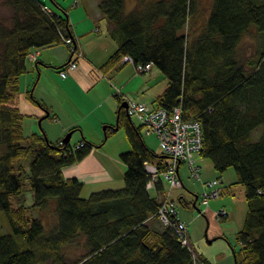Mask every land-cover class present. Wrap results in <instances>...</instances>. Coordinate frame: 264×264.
<instances>
[{
	"label": "trees",
	"instance_id": "1",
	"mask_svg": "<svg viewBox=\"0 0 264 264\" xmlns=\"http://www.w3.org/2000/svg\"><path fill=\"white\" fill-rule=\"evenodd\" d=\"M134 1L130 10L127 0L98 3L108 22V36L117 45L100 71L120 69L125 56L136 65L152 63L161 71L167 86L154 104L170 111L182 107L184 117L197 120L203 134L198 156L211 160L219 177L233 168L236 183L245 189L247 211L236 234L235 264H264V40L259 54L246 60L238 55L240 43L251 31L264 36V0H212L205 17L200 0ZM2 4L11 12L9 20L0 15V212L9 224V232L0 234V264H213L196 249L195 256L182 244L176 228L161 220L159 211L167 195L159 199L150 190L163 193L164 180L159 178L149 188L146 163L156 164L162 172L169 160L146 144L141 123L137 126L122 106L126 102L122 95H115L117 127L105 131L108 138L123 123L131 145L120 155L126 165L121 188L83 197L84 183L63 175L64 167L83 160L104 142L96 145L84 137L64 145L63 139L49 141L44 132L25 133L26 114L11 102L20 92L27 63H33L29 54L65 44V38H72L78 48L77 39L68 11L57 0ZM260 126L259 139L252 140ZM183 165L187 164L179 166L182 182ZM28 187L35 195L32 207L42 208L38 212L51 199L57 201L53 225L46 227L24 204L14 206L12 197L23 200ZM170 195L176 209L170 221L183 222ZM197 196L203 205L202 195ZM155 219L164 228L151 226ZM78 244L84 252L69 259L67 247ZM191 245L195 248L192 241Z\"/></svg>",
	"mask_w": 264,
	"mask_h": 264
},
{
	"label": "rangeland",
	"instance_id": "2",
	"mask_svg": "<svg viewBox=\"0 0 264 264\" xmlns=\"http://www.w3.org/2000/svg\"><path fill=\"white\" fill-rule=\"evenodd\" d=\"M2 1L0 0V4ZM57 1L69 12L75 33L78 35V39H80L79 47L81 49L84 48L83 51L86 53L91 64L88 60H79V69L77 71H70L68 79H63L56 67L68 61L62 67L66 68L73 61L72 53H70L68 47L65 44H57L34 50L38 52V55L44 51L45 53H53V56H50L53 58V65H50V67L38 65V57L36 61H32L33 63H37L38 68L35 67V64L27 63L28 72L21 77L20 92L16 99L11 102V105L19 108V110L26 114L24 118L26 134L44 132L49 141L55 143L59 141L58 135L60 134L61 122L80 120L85 126V133L94 142H99L97 144L100 145L104 142L100 146L101 152L97 154L104 159L103 162L107 168L108 177L104 173L102 178H99L100 180L96 179V181L94 180L91 183L84 181L85 186L82 196L88 197L94 191L124 186L126 165L121 160L120 155L131 149L124 124L121 123L117 130L115 129V131L109 134L108 138L105 137L106 128L110 127L112 129V127H117L118 123L117 110L119 103L115 97L117 92L111 85V82L116 84L118 88H125L123 89L125 94H127L126 92L135 93L129 97L132 99L129 101L134 100L154 104L153 101L156 96L166 88L167 79L155 66L149 73L144 71L138 73L136 67H134L135 64L128 63H124L126 66L118 70L114 69L115 71L113 70L110 73H102L100 70L104 64L105 59L103 60V58L107 46L105 41L108 42L110 38H104L107 32V20L101 19L100 21H95L92 17V12L97 13L98 11V4L96 3L98 0ZM134 2V0H127V10L133 8ZM200 2L203 12L202 17H205L212 0H200ZM10 12L7 6L0 5V15L6 16L7 20H9ZM202 21L203 19L200 17L198 25ZM96 27H99L101 31L97 32ZM263 40L264 36L262 34L254 30L251 31L239 45L238 55L240 58L246 60L249 57H253L255 53L259 54V47H262ZM73 42V50L77 51L79 48L76 47L74 40ZM70 56L71 58L69 59ZM81 61H85L87 64ZM44 64L47 63L44 62ZM133 76L144 77L142 79L143 82L148 81L150 83L149 86L142 91L140 79L130 81ZM151 85L153 88H150ZM30 96L39 100L46 107L45 109H48V112L51 113L49 117L39 122L46 111L34 103ZM129 101L125 102L127 110ZM100 120L105 121V123H100ZM132 121L137 126L139 125L136 117H132ZM71 130L64 133L61 140L68 133L72 132ZM262 130V126L256 128L252 133V140L259 139ZM81 133V130H75L72 133L70 142L75 144L82 138ZM142 134L146 144L152 150L158 154L163 153L164 159L168 158V155L162 151L160 142L155 134L148 135L143 131ZM196 162L200 169L199 173L196 174L197 176L199 175L198 178L190 177L188 166L183 165L181 170L183 182L180 186L171 187V184L164 180V192L158 193L154 188L150 190V194L160 199L163 194L167 195V192H171L170 197L178 209L181 220L188 225L189 236L198 253L202 252L213 264H235L233 248H239L236 234L243 227L247 211L245 189L241 184H234L237 180V175L233 168L228 169L219 177L211 160L197 155ZM155 167L159 170L156 164ZM214 180L220 181L218 186L220 192L222 191L221 195L210 200L208 204H205L203 201L204 204L202 205L201 199L197 195L201 194L202 199H204L203 194L206 188L203 185H206V181ZM34 200V191L29 187L24 192L23 200L18 196L12 197L14 206L24 204L30 213L39 215L43 219L46 227L53 225L57 220L55 213L57 201L51 199L49 206L43 209V211L38 212L42 208H33L32 204ZM162 200L165 202V197ZM201 210L204 214H202ZM221 210L225 211L226 216L223 217L221 215L218 217L217 214ZM7 222L6 215L0 212V234L9 232V224ZM150 225L161 229L164 228L161 222L156 219L151 221ZM80 242H82V239H80ZM66 252L69 259H74L84 252V247L82 244L72 245L67 247Z\"/></svg>",
	"mask_w": 264,
	"mask_h": 264
},
{
	"label": "built area",
	"instance_id": "3",
	"mask_svg": "<svg viewBox=\"0 0 264 264\" xmlns=\"http://www.w3.org/2000/svg\"><path fill=\"white\" fill-rule=\"evenodd\" d=\"M47 11H50V9L47 8ZM64 43L72 48L73 61L66 68L59 70L62 78H66L69 71L76 69L78 60L84 58V54L81 50H73L74 42L72 39L65 38ZM37 55L38 52L34 51L29 54L28 58L31 62L36 61ZM121 62L134 64L133 59L129 56H125ZM135 67L138 73L142 71L149 73L153 65L152 63L145 65L135 64ZM117 92L120 93L119 89H117ZM128 113L130 116L137 118L143 127L144 133L148 135L155 134L157 136L162 151L168 155L169 161L167 169L162 172L156 169L154 164L146 163V170L151 175V180L148 183L149 188H152L151 182L154 181L156 183L159 178L168 181L171 187L180 186L182 181L179 178V164L181 162L187 164L191 177L198 178L199 175L197 176L196 174L199 173L200 169L196 162V156L203 146V134L202 126L197 120L184 117L182 107H177L170 111L163 107L154 106L152 103L148 104L134 100L129 101ZM79 146H82V143H80L78 147ZM219 182L214 180L206 183V190L203 194V201L205 204H208L211 199L221 195L218 186ZM168 194L167 199L162 204L163 207L160 209L162 213L160 215L161 220L167 226L172 224L169 218L170 214L176 211L173 202L168 199ZM217 215L218 217L221 215L224 217L226 213L221 210ZM176 233L182 244L187 246L196 256V250L192 247L191 237L188 234V226L184 222H177ZM190 247H192L193 250Z\"/></svg>",
	"mask_w": 264,
	"mask_h": 264
},
{
	"label": "crops",
	"instance_id": "4",
	"mask_svg": "<svg viewBox=\"0 0 264 264\" xmlns=\"http://www.w3.org/2000/svg\"><path fill=\"white\" fill-rule=\"evenodd\" d=\"M99 1L100 0H98L96 3L98 4L99 3ZM68 15H69V12H68ZM92 17H93V19L95 20V21H100L101 19H102V17H101V13H100V11L98 10L97 11V13H94V12H92ZM69 18H70V16H69ZM102 20H105V19H102ZM70 22H71V20H70ZM72 24V23H71ZM73 26V25H72ZM96 29V31L97 32H100L101 30H100V28L99 27H96L95 28ZM106 29H107V32H106V35H105V37L104 38H110L109 36H108V22L106 21ZM73 31H74V35H75V37H76V39H77V45H78V48L79 49H81L80 47H79V45H80V39H78L79 37H78V35H76V33H75V29H74V27H73ZM92 31V30H91ZM105 40V39H104ZM112 39L110 38L109 39V41L107 42V41H105V43H106V52H105V54H104V58H103V60H104V62L103 63H105L106 62V60L109 58V56L116 50V48H117V45H116V43L112 40ZM83 48V47H82ZM84 49V48H83ZM83 49H81L82 51H83ZM48 50H51V49H48ZM40 52V51H39ZM71 53V52H70ZM83 53H84V58L83 59H79V60H88L89 61V59L87 58V56H86V53L83 51ZM50 56H53V53H45V51L43 52V53H41L40 52V54L37 56L38 57V59H37V63H38V65L39 64H41V65H46L47 67H50V65H53L52 63H53V58L52 57H50ZM88 56H91V55H88ZM78 60V63H77V68L76 69H74V70H72V71H77L78 69H79V67H80V64H79V61ZM102 60V61H103ZM44 62L45 63H47V64H44ZM81 62H83L84 64H87L85 61H81ZM90 62V61H89ZM32 65L33 64H35V63H31ZM90 64H91V62H90ZM128 64H130V63H128ZM61 65H63L62 63L61 64H59V66H61ZM85 66H87V65H85ZM124 66H126V64H124V65H122L120 68H122V67H124ZM35 67H36V65H35ZM58 67V66H57ZM135 67V66H134ZM36 68H38V67H36ZM113 70H111V71H109V72H107V73H110V72H112ZM115 71V70H114ZM70 72V71H69ZM116 72H118L117 70H116ZM69 74V73H68ZM70 75V74H69ZM68 75V76H69ZM68 76L66 77V78H63V79H68ZM136 79H140L141 80V82H140V84H142V86H141V90L142 91H144L148 86H149V82L148 81H145V82H143V80L142 79H144V77L143 78H140V77H138V76H133L131 79H130V81H132V80H136ZM127 84H128V82H127ZM111 85L115 88V90H116V92H117V89H119V91H120V95H122V97H123V99L125 100V101H129V100H132V99H130L129 97H131V95H134L135 93L134 92H126L127 94H128V96H127V94H125L124 92H123V89H125V88H122V87H120V88H118V87H116V84H114L113 82H111ZM150 88H153V86L151 85L150 86ZM118 93V92H117ZM161 94V93H160ZM159 95V94H158ZM157 95V96H158ZM156 96V97H157ZM39 98H40V96H38ZM47 113H45V115H46ZM50 112H49V116H50ZM44 115V116H45ZM48 116V117H49ZM105 121H107L106 119H105ZM105 121H103V120H100V123H105ZM77 125H79V126H77ZM75 127H78L79 129L78 130H81V134H82V138H80L76 143H78L81 139H83L84 137L88 140V141H90V142H92V143H94V144H96V145H100V144H97V143H99V142H94L91 138H90V136L87 134V133H85L86 132V129H85V126H84V124H82V122L80 121V120H77V121H68L67 120V122H61V129H60V134L58 135V139L60 140L61 138H62V136L64 135V133H66L67 131H69L70 129H73V128H75ZM101 148L100 147H94L93 149H92V151L90 152V154L88 155V156H86L83 160H81V161H79V162H76V163H74V164H72V165H70V166H66V167H64L63 168V175H64V177L65 178H71V177H76V178H78L79 180H81L83 183H84V186H85V182L87 183V182H93L94 180L96 181V179H98V180H100L99 178H102V176L104 175V173H106V177H108V174H107V168H106V166H105V163L103 162V158H101L100 156H98V154L97 153H100L101 151ZM105 179H107V178H105ZM85 181V182H84ZM237 181V180H236ZM234 184H237L236 182L234 183ZM200 254H202V252H199ZM203 255V254H202ZM206 257V256H205ZM207 258V257H206ZM208 259V258H207Z\"/></svg>",
	"mask_w": 264,
	"mask_h": 264
},
{
	"label": "water",
	"instance_id": "5",
	"mask_svg": "<svg viewBox=\"0 0 264 264\" xmlns=\"http://www.w3.org/2000/svg\"><path fill=\"white\" fill-rule=\"evenodd\" d=\"M122 106L125 107V108H127V104H126V103H123ZM48 115H49V113H47L45 116H43V117L40 119L39 122H41L44 118L48 117ZM117 129H118V128H116V130H117ZM72 133H73V132H70V133H68V135H66V136L64 137V139L62 140V142H63L64 145H66V144L70 141L71 136H72Z\"/></svg>",
	"mask_w": 264,
	"mask_h": 264
},
{
	"label": "bare ground",
	"instance_id": "6",
	"mask_svg": "<svg viewBox=\"0 0 264 264\" xmlns=\"http://www.w3.org/2000/svg\"><path fill=\"white\" fill-rule=\"evenodd\" d=\"M207 182H208V181H206L205 183H207ZM151 186H152V187H153V186L155 187V186H156V183H155L154 181H152V182H151ZM172 226L176 228V227H177V223L171 224V227H172Z\"/></svg>",
	"mask_w": 264,
	"mask_h": 264
}]
</instances>
